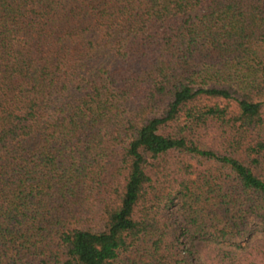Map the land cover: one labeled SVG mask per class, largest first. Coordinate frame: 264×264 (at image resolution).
I'll list each match as a JSON object with an SVG mask.
<instances>
[{"label":"trees","instance_id":"obj_1","mask_svg":"<svg viewBox=\"0 0 264 264\" xmlns=\"http://www.w3.org/2000/svg\"><path fill=\"white\" fill-rule=\"evenodd\" d=\"M250 227L264 0H0V264H194Z\"/></svg>","mask_w":264,"mask_h":264},{"label":"rangeland","instance_id":"obj_2","mask_svg":"<svg viewBox=\"0 0 264 264\" xmlns=\"http://www.w3.org/2000/svg\"><path fill=\"white\" fill-rule=\"evenodd\" d=\"M168 219L170 226H177L184 218L183 209L179 203L170 202L158 208L157 218ZM240 238L236 242H245ZM247 239L249 244L236 247L229 243H219L215 240H196L193 246L194 264H264V232L250 227ZM229 251H232L229 253Z\"/></svg>","mask_w":264,"mask_h":264}]
</instances>
